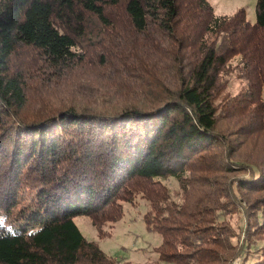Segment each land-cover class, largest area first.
<instances>
[{
	"label": "trees",
	"instance_id": "trees-1",
	"mask_svg": "<svg viewBox=\"0 0 264 264\" xmlns=\"http://www.w3.org/2000/svg\"><path fill=\"white\" fill-rule=\"evenodd\" d=\"M263 88L264 0L254 23L210 0H0V264H129L75 216L108 235L139 193L167 264H264Z\"/></svg>",
	"mask_w": 264,
	"mask_h": 264
},
{
	"label": "rangeland",
	"instance_id": "rangeland-1",
	"mask_svg": "<svg viewBox=\"0 0 264 264\" xmlns=\"http://www.w3.org/2000/svg\"><path fill=\"white\" fill-rule=\"evenodd\" d=\"M210 2L213 4L215 12L218 14H232L239 8L243 7L246 10L247 19L252 23L256 21L257 0H210ZM113 60L118 68L122 66L117 59ZM235 63L236 62L229 65L224 71L225 74L223 73L224 75L222 77L219 93L224 96L226 94L236 93L241 86L236 70L232 68L233 65L235 66ZM83 71L90 72L91 70L86 68ZM74 72L75 75L73 77H76V71ZM35 79L36 78L30 76L29 90L33 91V93H29L31 95H35L39 89V85L37 86ZM76 82L81 84L79 78L76 79ZM38 94L39 93H37V95ZM225 112L226 113L222 114L221 119L219 120V127L222 130L230 121V116H232L230 110ZM234 158H239L236 156V152H234ZM239 173L240 171H228V169L223 168L220 174L216 176V179H222L221 182H223V185L228 187L232 183L233 175H238ZM165 182L172 188L177 189L179 187L178 182L174 178L166 179ZM234 187H236L237 196L242 197L239 187L237 185H234ZM262 192L263 191L252 192L245 197L246 199H249L250 202ZM131 199H134L133 202L123 201L124 211L120 219L114 222H107L105 228L110 232L108 235L101 236L98 229L93 224L91 217L87 214L76 215L75 219L84 234L90 239L97 240L100 246L112 256L127 259L129 260V264H134L131 262L146 261L149 259H152L153 261L146 264H167L165 260L160 258V253L157 248L162 241L161 233L155 230H149L144 220V215L149 207V201L142 193L131 197ZM247 203V201L244 202V204ZM243 209L244 208H242V210ZM235 211L236 210L223 215L218 221L219 223L231 225L233 232L235 233L232 238L235 240L238 248V245L245 242L247 237V232L245 231L246 213L244 214L242 211ZM259 239H264V234H262ZM238 259L239 257L237 256L234 259L232 258V261L237 262Z\"/></svg>",
	"mask_w": 264,
	"mask_h": 264
},
{
	"label": "snow or ice",
	"instance_id": "snow-or-ice-1",
	"mask_svg": "<svg viewBox=\"0 0 264 264\" xmlns=\"http://www.w3.org/2000/svg\"><path fill=\"white\" fill-rule=\"evenodd\" d=\"M0 223H2V222H0Z\"/></svg>",
	"mask_w": 264,
	"mask_h": 264
}]
</instances>
